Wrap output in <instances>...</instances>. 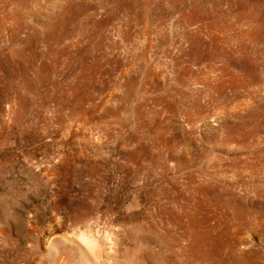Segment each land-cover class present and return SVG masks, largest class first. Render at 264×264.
<instances>
[{"label": "rangeland", "instance_id": "rangeland-1", "mask_svg": "<svg viewBox=\"0 0 264 264\" xmlns=\"http://www.w3.org/2000/svg\"><path fill=\"white\" fill-rule=\"evenodd\" d=\"M142 216L264 264V0H0L1 264Z\"/></svg>", "mask_w": 264, "mask_h": 264}, {"label": "bare ground", "instance_id": "bare-ground-1", "mask_svg": "<svg viewBox=\"0 0 264 264\" xmlns=\"http://www.w3.org/2000/svg\"><path fill=\"white\" fill-rule=\"evenodd\" d=\"M94 218L97 222L101 221V218L97 216L93 218L91 216L89 217L90 220ZM148 222L146 216H142L140 220L131 219V221L117 220L115 218L109 220L104 219L105 229L99 227L93 230L91 226L88 225L83 231L76 233V231L74 232L73 230V236L70 238H57L50 243V247L45 251L41 249L40 243L36 241L34 245L35 251L39 252L36 264H162V257L166 255L167 251L165 249L167 243H171V246L168 248L170 250L168 256H170L173 262L170 263L175 264L178 255V233L176 229H174L170 235L165 233L163 223H157L155 225L156 230H154L155 228L152 229ZM1 223L2 218L0 217V235L3 233ZM193 226L195 227V225ZM137 230L141 233L139 231L137 233ZM150 231L154 234L150 235ZM27 242L30 243L31 241L28 240ZM151 243H153V246L150 245Z\"/></svg>", "mask_w": 264, "mask_h": 264}]
</instances>
